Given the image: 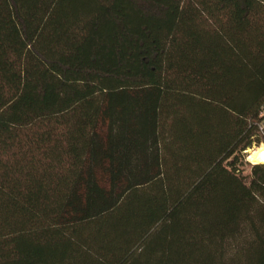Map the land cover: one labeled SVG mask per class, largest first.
I'll return each instance as SVG.
<instances>
[{
  "label": "trees",
  "instance_id": "obj_1",
  "mask_svg": "<svg viewBox=\"0 0 264 264\" xmlns=\"http://www.w3.org/2000/svg\"><path fill=\"white\" fill-rule=\"evenodd\" d=\"M262 145L264 0H0V264H264Z\"/></svg>",
  "mask_w": 264,
  "mask_h": 264
},
{
  "label": "rangeland",
  "instance_id": "obj_2",
  "mask_svg": "<svg viewBox=\"0 0 264 264\" xmlns=\"http://www.w3.org/2000/svg\"><path fill=\"white\" fill-rule=\"evenodd\" d=\"M261 151L264 152V145H262L260 148H258V150H257L256 147H254V148L248 150V151H247L248 154H244V156H245V161H246L247 163L251 164V165H253V164H254V165H255V164L261 165V164H259V162H258V160H259V159H258V156H259V154H260ZM256 152H257V153H256Z\"/></svg>",
  "mask_w": 264,
  "mask_h": 264
},
{
  "label": "water",
  "instance_id": "obj_3",
  "mask_svg": "<svg viewBox=\"0 0 264 264\" xmlns=\"http://www.w3.org/2000/svg\"><path fill=\"white\" fill-rule=\"evenodd\" d=\"M245 154H248L247 151L245 152Z\"/></svg>",
  "mask_w": 264,
  "mask_h": 264
},
{
  "label": "bare ground",
  "instance_id": "obj_4",
  "mask_svg": "<svg viewBox=\"0 0 264 264\" xmlns=\"http://www.w3.org/2000/svg\"><path fill=\"white\" fill-rule=\"evenodd\" d=\"M263 164H264V162H263Z\"/></svg>",
  "mask_w": 264,
  "mask_h": 264
}]
</instances>
